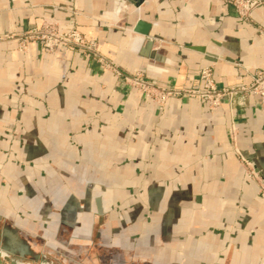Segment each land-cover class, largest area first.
<instances>
[{"label": "crops", "instance_id": "0c3cea01", "mask_svg": "<svg viewBox=\"0 0 264 264\" xmlns=\"http://www.w3.org/2000/svg\"><path fill=\"white\" fill-rule=\"evenodd\" d=\"M139 21L147 38L134 32ZM44 22L60 31L75 27L122 75L140 73L162 86L197 87L204 66L217 87L248 84L253 71L264 70V3L246 21L230 0H0V36ZM121 74L75 49L50 52L32 41L18 50L0 41V228L8 222L31 242L42 236L58 243V218L22 203L33 177L77 180L82 191L64 186L65 201L54 211L93 219L113 210L110 204L96 197L91 208L76 196L96 189L120 198L118 221H129L134 234L119 239L134 249L118 255L122 264L133 257L264 264L259 97L248 94L240 105L223 99L214 108L196 97H169L159 108ZM107 163L113 189L101 186Z\"/></svg>", "mask_w": 264, "mask_h": 264}, {"label": "rangeland", "instance_id": "374dc122", "mask_svg": "<svg viewBox=\"0 0 264 264\" xmlns=\"http://www.w3.org/2000/svg\"><path fill=\"white\" fill-rule=\"evenodd\" d=\"M58 166L60 169L63 167L62 165ZM110 166L107 163V173L100 177L102 180L101 186L105 189H113L117 184L115 174L110 170ZM88 168L92 172L98 170L97 165L93 163ZM32 175L35 176L33 173ZM94 176L98 178L97 174ZM71 185H73L76 193L82 191V184L77 180L72 181L57 178L37 180L35 177L31 179L22 205L24 204L29 208L36 207L41 209L42 212L40 214L47 219L55 218L56 220L58 218L59 220L56 236L58 243L54 244L55 246L45 243V239L42 236H37L32 241L39 246L46 256L48 255L47 257L53 259L56 264H122L123 261L120 263L118 255L120 256L123 250L128 251L130 255L131 250L134 249H130L131 245L128 243H120L119 239L130 238L134 234L129 221L123 224H120L118 221L117 213H115L117 212L115 211L117 208L115 207L120 202V198L110 194L98 196L96 193L99 190L91 189L88 195H79L76 196V199L80 200V202L87 200L91 204V208H93L94 198L99 197L102 199V202L106 200L113 210L107 209L103 215H97L93 219L89 218V216H84V213L80 212L81 214L75 215L74 220H71V215L54 211L57 205L65 201L66 197L62 188ZM127 198L130 205V198ZM84 211L87 212V210ZM128 215H130L129 212ZM144 234H146L145 231ZM135 246L133 245V248ZM123 264L150 263H147L145 260L134 259L133 257L131 260L125 259Z\"/></svg>", "mask_w": 264, "mask_h": 264}, {"label": "built area", "instance_id": "2783aa9c", "mask_svg": "<svg viewBox=\"0 0 264 264\" xmlns=\"http://www.w3.org/2000/svg\"><path fill=\"white\" fill-rule=\"evenodd\" d=\"M236 15L242 20H250V13L255 8L261 6L264 0H230ZM264 34V30L260 29ZM13 41L18 50H25L28 43L34 41L39 43L47 51H54L59 47L75 49L81 53L94 58L99 65L111 69L117 74H121L112 61L107 59L99 49L97 41L86 37L75 27L67 31H60L50 23H42L37 27H31L20 34H10L0 36V41ZM122 75V74H121ZM123 81L141 91L145 99L154 102L159 108H162L166 99L169 97H189L200 98L206 101L209 108L218 106L223 99H226L228 105L243 104V99L248 94L259 97L264 107V70H255L250 75L248 84H240L229 87H217L213 71L210 66H204L199 72L200 85L197 87L177 88L162 86L145 79L142 74L122 75ZM230 138L235 140V129L230 128ZM241 160L247 162L240 157ZM248 175L256 178L257 173L251 168L247 169Z\"/></svg>", "mask_w": 264, "mask_h": 264}, {"label": "water", "instance_id": "95a60500", "mask_svg": "<svg viewBox=\"0 0 264 264\" xmlns=\"http://www.w3.org/2000/svg\"><path fill=\"white\" fill-rule=\"evenodd\" d=\"M134 32L141 34L147 38L148 29L141 21L137 23ZM146 43H151L146 39ZM98 211H100L99 199H97ZM17 234L23 236L20 239ZM7 262V264H56L53 259L46 256L41 251L39 246L26 239L21 231L15 229L8 222L0 228V262Z\"/></svg>", "mask_w": 264, "mask_h": 264}, {"label": "flooded vegetation", "instance_id": "af4514ba", "mask_svg": "<svg viewBox=\"0 0 264 264\" xmlns=\"http://www.w3.org/2000/svg\"><path fill=\"white\" fill-rule=\"evenodd\" d=\"M94 202H95V204H96V206H97V200H96V199H95ZM96 211L99 212V211H98V206H97V210H96Z\"/></svg>", "mask_w": 264, "mask_h": 264}, {"label": "bare ground", "instance_id": "6f19581e", "mask_svg": "<svg viewBox=\"0 0 264 264\" xmlns=\"http://www.w3.org/2000/svg\"><path fill=\"white\" fill-rule=\"evenodd\" d=\"M99 205H100V200H99ZM98 206V205H97Z\"/></svg>", "mask_w": 264, "mask_h": 264}]
</instances>
